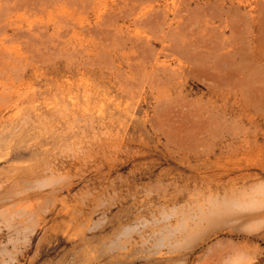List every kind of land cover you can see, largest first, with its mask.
I'll use <instances>...</instances> for the list:
<instances>
[{
	"label": "rangeland",
	"instance_id": "374dc122",
	"mask_svg": "<svg viewBox=\"0 0 264 264\" xmlns=\"http://www.w3.org/2000/svg\"><path fill=\"white\" fill-rule=\"evenodd\" d=\"M0 19V264H264V0Z\"/></svg>",
	"mask_w": 264,
	"mask_h": 264
},
{
	"label": "bare ground",
	"instance_id": "6f19581e",
	"mask_svg": "<svg viewBox=\"0 0 264 264\" xmlns=\"http://www.w3.org/2000/svg\"><path fill=\"white\" fill-rule=\"evenodd\" d=\"M1 1V0H0ZM12 1V0H11ZM3 3V1L1 2V4ZM6 3V2H5ZM3 5V4H2ZM1 5V6H2ZM6 5V4H5ZM7 7V6H6ZM12 7H14V6H12ZM1 20V19H0ZM9 21V20H8ZM9 22H11V20L9 21ZM8 22V23H9ZM7 23V24H8ZM6 24V23H5ZM10 25H11V23H10ZM9 26V25H8ZM6 27V26H5ZM235 190H233L232 189V192L231 193H228V192H225L224 193V197H223V203L224 204H226L228 207L227 208H229V207H232V209H234L233 207H236L234 210H236L237 209V206L239 207L240 205L241 206H243L242 208H244L245 206V204H244V202L242 201V200H240V199H238V198H236V197H234V198H230V199H228V198H226L225 196H238L237 194L238 193H235L234 192ZM252 198V197H251ZM252 200V199H251ZM246 202V201H245ZM244 204V205H243ZM241 208V207H240ZM239 208V209H240ZM240 209V210H243V209ZM226 209V208H225ZM238 209V210H239ZM221 210H223V208L221 207V206H219V207H217V206H214L213 207V209L212 208H210L208 211H204L203 212V215H205L208 219L211 217V215H212V213L213 212H215V211H221ZM224 211V210H223ZM231 215H232V219H233V221H234V223H236V224H238V223H247L248 221H250V220H253V219H255L256 217H257V213H255V212H252V211H246L245 209L243 210V211H232L231 212ZM264 225V224H263ZM261 226V225H260ZM255 227H257V226H255ZM259 227V226H258ZM262 227V226H261ZM258 229V228H257ZM253 230H255L254 228H253Z\"/></svg>",
	"mask_w": 264,
	"mask_h": 264
}]
</instances>
